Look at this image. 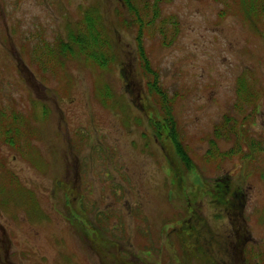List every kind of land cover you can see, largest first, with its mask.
<instances>
[{"label":"rangeland","instance_id":"obj_1","mask_svg":"<svg viewBox=\"0 0 264 264\" xmlns=\"http://www.w3.org/2000/svg\"><path fill=\"white\" fill-rule=\"evenodd\" d=\"M131 2L189 171L121 0H0V264H264V0Z\"/></svg>","mask_w":264,"mask_h":264},{"label":"trees","instance_id":"obj_2","mask_svg":"<svg viewBox=\"0 0 264 264\" xmlns=\"http://www.w3.org/2000/svg\"><path fill=\"white\" fill-rule=\"evenodd\" d=\"M122 4L126 7V9L130 12L131 17H133L134 22L138 23L139 25V35L137 38L138 42V48L140 53V59L142 60V66H143V76H146L145 79L147 80V83L145 84L148 88V93L150 95H154L159 93L158 96L159 101L162 100V107L164 110L161 111L159 114L160 119H157V123L153 124V131H155L158 138H162L164 142L171 143L175 154L178 156L180 161L183 164V167L189 171V160L180 144V141L177 136V130H176V124L174 121V118L172 117L171 113L166 108L165 103V95L160 87L158 74L155 71H152L149 66H147L145 61V56L143 53V50L140 45V35H141V28H143V19L138 15L137 9L133 6L131 0H121ZM154 14H157V10L155 7H153ZM155 17V15H152V18ZM87 30H88V36L85 37H73V35L68 36V42L67 43H60V51L61 52H71L72 53V46L77 48L78 52L86 56L88 59H91L92 61L99 63L100 65H104L103 62H100L97 54L100 53L104 48L103 45H106L105 41H102L100 38V35L98 34V31L95 32L94 30V23L90 20L86 21ZM151 23V21H148L146 23V26H148ZM107 46V45H106ZM107 62V61H106ZM123 80L127 83L128 78L127 74L125 72H121ZM140 90V89H138ZM143 93L141 90L139 93L137 92L135 98L136 100H140L144 98L145 100L148 99V96L143 97ZM153 112H156L155 110ZM160 120L161 122H158ZM155 121V122H156ZM163 148V147H162ZM164 149V148H163ZM230 189L225 184H220L217 182L216 186L212 188L211 190V197L212 200L220 203L224 206L226 210V215L228 219L230 220L231 225L233 224V228L235 231L239 230L241 227L238 222L239 220H242L241 211L243 209V201L239 197H236V194L234 192L231 195V201L227 202L226 198L227 194H229ZM238 233V231H237ZM102 264H105L101 259Z\"/></svg>","mask_w":264,"mask_h":264}]
</instances>
